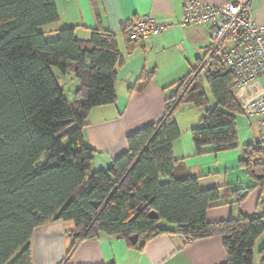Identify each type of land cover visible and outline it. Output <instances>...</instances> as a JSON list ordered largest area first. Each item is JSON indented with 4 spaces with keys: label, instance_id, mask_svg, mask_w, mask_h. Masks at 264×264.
<instances>
[{
    "label": "trees",
    "instance_id": "1",
    "mask_svg": "<svg viewBox=\"0 0 264 264\" xmlns=\"http://www.w3.org/2000/svg\"><path fill=\"white\" fill-rule=\"evenodd\" d=\"M59 20L55 0H0V264H33L34 231L53 222H72L78 241L106 234L133 246L138 236L136 247L164 234L186 241L222 236L226 264H256V252L264 264V246L257 250L264 213L209 223L206 214L219 205L220 189H202L173 151L182 136L175 115L185 104L206 109L192 129L196 156L206 148L239 147L236 116L242 110L233 73L220 59L210 65L199 60L166 98L163 119L129 135L127 151L94 170L88 116L116 103L123 58L114 33L99 27L80 40L75 27L47 30ZM53 69L79 80L73 101ZM152 74L142 76L139 90ZM244 152L241 167L264 188V149L248 144ZM248 190L232 189L235 203Z\"/></svg>",
    "mask_w": 264,
    "mask_h": 264
},
{
    "label": "crops",
    "instance_id": "2",
    "mask_svg": "<svg viewBox=\"0 0 264 264\" xmlns=\"http://www.w3.org/2000/svg\"><path fill=\"white\" fill-rule=\"evenodd\" d=\"M55 1L60 20L48 31L55 34L63 27H75L77 39L89 40L92 32L101 27L116 35L122 54L115 85L117 101L113 105L93 109L85 129L86 141L95 151L92 168L106 169L127 151L129 135L163 119L165 100L176 91L172 86L184 79L186 72L189 74L199 60L205 59L212 27L179 26L183 18V0H95V4L91 0ZM202 1L210 6H223L237 0ZM250 4L253 19L264 29V0H250ZM147 15L173 27L146 42L130 44L126 28ZM146 73L154 74L139 90L140 79ZM64 78L75 84L76 90L80 86L72 76ZM255 92L257 89L249 90L247 94ZM175 118L182 131V136L173 145L175 158L184 166L186 174L198 178L202 189H220L219 205L208 210L207 221L220 223L242 215L264 213V188L248 176L241 165L237 166L236 152L214 153L212 148H206L204 154L196 156L192 129L200 125L201 119L183 128L176 115ZM244 155L245 152L239 155L240 161ZM246 188L249 189L247 198L235 203L231 190ZM74 234L72 222H53L38 227L30 242L32 263L226 264L227 261L222 236L186 241L177 234H164L143 247H136V244L131 246L117 236L100 234L94 239L78 241Z\"/></svg>",
    "mask_w": 264,
    "mask_h": 264
},
{
    "label": "built area",
    "instance_id": "3",
    "mask_svg": "<svg viewBox=\"0 0 264 264\" xmlns=\"http://www.w3.org/2000/svg\"><path fill=\"white\" fill-rule=\"evenodd\" d=\"M250 0H237L223 6H210L202 0H183V18L179 26L212 27L210 46L204 65L220 59L235 78L234 89L241 110L249 118H258L259 144L264 149V29L251 14ZM173 25L144 16L125 30L131 43L158 37ZM257 89L248 95L249 90Z\"/></svg>",
    "mask_w": 264,
    "mask_h": 264
},
{
    "label": "rangeland",
    "instance_id": "4",
    "mask_svg": "<svg viewBox=\"0 0 264 264\" xmlns=\"http://www.w3.org/2000/svg\"><path fill=\"white\" fill-rule=\"evenodd\" d=\"M53 70H54V73H56L57 75L59 74V72L56 69H53ZM187 75L188 74L186 72V76ZM59 76L61 77L60 83L62 84L66 98L70 101H73L74 95L76 92V85L72 84L71 81H69L68 79H65L63 75L59 74ZM72 78H74L75 82L76 81L79 82V80L76 79L75 77L72 76ZM263 83H264V80H263ZM176 85H173L172 87H175L177 91ZM205 89H206V92L209 98V103L211 106H213L214 100H213L212 94L207 84H205ZM176 91H174V93ZM234 92H236L235 89H234ZM205 111L206 109L198 110V109L193 108L190 104H185V105H182L178 109V111L176 112V117L179 118L180 120L179 123H181L183 128H186V127L188 128L194 121H199V119H202L205 115ZM236 119H237L236 124H237L239 147L233 151L236 152V155H237L236 162L238 166L240 165L239 155H241L244 152L245 145L250 144V143L255 144L259 140V131L257 128L258 118H249L242 113L241 114L238 113L236 116ZM260 246L261 247L264 246V235L258 242L257 250L259 249ZM259 258L260 256L256 252V264H259Z\"/></svg>",
    "mask_w": 264,
    "mask_h": 264
},
{
    "label": "water",
    "instance_id": "5",
    "mask_svg": "<svg viewBox=\"0 0 264 264\" xmlns=\"http://www.w3.org/2000/svg\"><path fill=\"white\" fill-rule=\"evenodd\" d=\"M150 217L153 218V219H158V215H156V213H152L150 215ZM74 235H75V237L79 236V234H77V233L74 234ZM131 240H132L133 244H137L138 243V236L133 237Z\"/></svg>",
    "mask_w": 264,
    "mask_h": 264
}]
</instances>
